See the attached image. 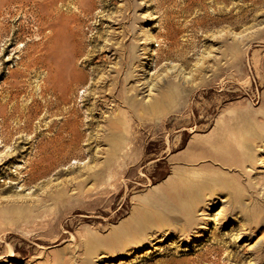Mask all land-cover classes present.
<instances>
[{"label": "rangeland", "instance_id": "374dc122", "mask_svg": "<svg viewBox=\"0 0 264 264\" xmlns=\"http://www.w3.org/2000/svg\"><path fill=\"white\" fill-rule=\"evenodd\" d=\"M56 5L66 41L54 49L31 4L0 5V264H150L171 255L188 259L180 264H264V0ZM57 65L66 76L77 68L86 77L49 110L42 104L55 95L43 87ZM117 75L122 91L137 89L136 99L110 97L92 109L95 92L112 88L100 78ZM34 100L40 106L29 111ZM74 104L85 121L77 149L26 185L40 135L53 133L49 124ZM245 125L262 137L246 136ZM227 136L253 159L235 162L242 174L222 170L227 187L204 194L189 234L149 233L150 244L117 255L102 249L85 262L86 236L111 234L171 179L212 173L199 170L202 148L193 146ZM16 146L22 153L13 160L7 154ZM81 188L89 195L77 199Z\"/></svg>", "mask_w": 264, "mask_h": 264}, {"label": "bare ground", "instance_id": "6f19581e", "mask_svg": "<svg viewBox=\"0 0 264 264\" xmlns=\"http://www.w3.org/2000/svg\"><path fill=\"white\" fill-rule=\"evenodd\" d=\"M59 1L60 0H1L0 5H9L13 3L27 6L28 4H31L32 9L39 16L37 20L41 27L46 30L45 36L50 41L49 48L54 49L55 45H63L66 41V35L63 30V24L66 19L63 17L59 7H57L58 5H56ZM1 30L2 26H0V33ZM49 74L50 76L45 80L46 82L43 91L53 93L55 97L46 98L45 102L42 104L49 108V110L50 108L60 107L61 103H66L69 99L67 91L72 89L73 82L83 81L86 77V73L77 68H72L69 71L68 76H66L62 73L61 68H58V65L57 69L52 68ZM100 79L101 82H104L102 86H106L108 82L111 81L112 88L109 89V92L103 89H98L95 92L97 93V96L95 95L96 102H94L92 109H99L101 111L104 107L103 104L107 103L110 100V97H112L113 100L125 102L136 99V96L138 95L136 88H134L136 92H131V94L122 91V79L119 75L114 77H103ZM96 83L99 82L96 80ZM160 97L165 98L167 95L164 94ZM88 98L89 96L86 97V99ZM39 106V103L34 100L32 104L29 103L25 107L31 111L37 110ZM11 108H15V106H11ZM81 113L80 107L77 104H74L72 108L67 109L61 121L52 120V123L49 124V128L51 125L55 127L51 129L53 130V133L45 134L44 136L40 135L37 144L36 157L30 158L26 163V166H28L24 171L26 173V176L24 177V183L26 185L46 177L49 173L58 168L57 164L61 162L70 151H75L77 149L83 132L81 127L85 122L83 119L79 118ZM29 118L30 113H27L25 119L28 121ZM89 125L91 126V122ZM245 126L246 129L244 134L246 136L252 135L255 137H262L261 132L257 135V129H254L253 131L247 128L248 125ZM225 137L218 139L219 145H217V143L216 145L213 144V146H207L204 144L193 146L194 150L202 148V153L199 155L197 154V160L201 162L199 170L211 168L213 170L212 173L197 172L189 178V181L184 182L181 181L180 177L171 179L166 186L159 189V191L151 193L145 199H142V201L139 200L132 216L128 220L122 222L111 234L104 237L95 234L86 236L82 243H90L91 250L84 258L85 262H91V256L98 254L102 249L110 252L112 255H117L125 254L129 250H132V248H140L148 243L150 244L151 238L148 237L149 233L155 238L166 230L169 234H174L177 237L189 234L192 230V226L198 221L197 211L200 204L205 200L204 194L206 192H212L215 189L222 190L227 187L226 182L229 178L227 177L228 175L223 174L224 171L222 170L227 168L229 171H235L242 174V169L239 167L241 166L240 164L233 167L235 162L245 163L253 159L254 154L252 152L238 148V142L234 143V141L230 140L228 136L227 138ZM223 143L228 144L227 146H224ZM242 143H245L248 147L251 146L247 137ZM15 148L17 150L14 153L10 152L7 154L8 156H11V159L13 160H16V158L22 153L17 146ZM74 195L77 199H83V197L89 194L81 188L80 191ZM48 199H50V196L45 195L41 199H38L35 205L40 206L44 200ZM17 201L18 198L9 201L7 203V208H13V204ZM122 210V208H119V210H117L110 218L113 219ZM175 224L181 225L179 227ZM170 261L179 264L188 263V259L186 258L180 259L177 258L176 255H171L168 258H162L150 264H169L171 263Z\"/></svg>", "mask_w": 264, "mask_h": 264}]
</instances>
